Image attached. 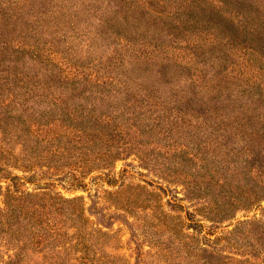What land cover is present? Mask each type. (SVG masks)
<instances>
[{
	"label": "trees",
	"instance_id": "obj_1",
	"mask_svg": "<svg viewBox=\"0 0 264 264\" xmlns=\"http://www.w3.org/2000/svg\"><path fill=\"white\" fill-rule=\"evenodd\" d=\"M83 1L0 0V180L10 179L5 186L0 183V231L15 225L13 230L27 238L23 243L7 239L17 247L7 264L26 257L21 254L27 243L39 251L41 264H107L97 248L109 215L92 219L82 196L66 197L49 187V181L85 188L86 175L105 170L97 177L112 180L109 169L115 161L136 150L144 133L155 130L159 122L161 135L168 141L173 138L164 143L167 150L175 146L180 154V160H167L173 169L162 177L180 181L185 197L176 194L175 199L188 198L194 205L186 212L188 224L178 215L176 234L192 250L193 264H264V86L230 78L225 85L218 82L213 95L201 89L198 77L187 78L190 89H177L180 81L162 75L170 84L165 98L137 107L136 99L127 96L131 85L125 78L119 83L79 75L84 65L58 48L61 41L85 33L78 21ZM88 1L93 4L81 11L108 7L98 20L111 27L100 30V36L111 41L117 23L125 32L116 35V30L113 36L129 40L132 31L127 27L146 10L155 12L137 0ZM175 1L167 11L161 8L166 14L161 19L208 25L224 32L226 40L244 38L241 47H257L264 54V0ZM174 12L178 14L169 17ZM161 63L163 68L177 64ZM10 168L24 175H11ZM23 181L39 189L21 188ZM161 189L164 194L168 190ZM160 202L161 218L169 217L162 197ZM130 203L145 209L149 204L147 197L139 196ZM119 207L133 212L125 203ZM255 208L259 215L232 221L238 211ZM162 221L161 227L167 228ZM226 221L230 222L223 224ZM188 227L200 236L187 233Z\"/></svg>",
	"mask_w": 264,
	"mask_h": 264
},
{
	"label": "rangeland",
	"instance_id": "obj_2",
	"mask_svg": "<svg viewBox=\"0 0 264 264\" xmlns=\"http://www.w3.org/2000/svg\"><path fill=\"white\" fill-rule=\"evenodd\" d=\"M162 3L166 4H163L165 7ZM176 3L175 0H137L136 4L144 8L145 6L153 8L155 12L146 10L145 16H141L139 21L127 27L129 31H132L128 34L129 40L116 38L118 33L125 32L124 26L117 23L112 32L114 39L111 41V37L100 36V30H109L111 27L108 28L98 20L101 16L100 12L108 11V7L81 11L83 7L93 4L91 1L84 0L82 4L78 3L82 8L79 10L78 21L85 26V33L61 41L58 48L63 49V53L69 55L72 61L84 65V68L80 67L84 73L79 75H99L104 80L113 82L116 80L119 83H122L125 78L131 85L127 96L136 99L137 107L145 103H154L156 100L161 101V97L165 98L163 94H166L165 89L170 84L162 75H172L175 81H180L176 86L177 89H190L188 85L190 81L187 78L190 75L195 79L198 77L201 89L210 90V94L213 95L218 91L212 88H217L218 82L225 85V80L230 78L241 81L243 84L259 82L264 86V60L262 59L264 54L261 50L257 47L254 49L241 47L245 41L244 38L226 40L224 32L217 31L208 25L191 21L181 23V20L175 17L177 12L169 15V17H175L172 22L168 20L169 18L161 19L162 15H166L161 14V8L167 11ZM116 30L114 37L113 33ZM52 56L59 59L60 55L53 52ZM163 60L177 64L163 68L165 66L161 63ZM74 67L73 65L71 68ZM204 79L206 81L202 83ZM135 109L137 111L139 108ZM158 125L155 130L144 133L141 142L138 139L136 150H131L124 158L115 161L113 167L109 169L114 177L112 180L107 181L106 176L97 177L108 171L105 170L86 175L85 188L70 189L64 187L62 184L64 182L61 180L49 181V187L60 191L66 197L82 196L87 214L92 219L99 220L103 213L109 215L104 218V222H109V226L102 227L107 232L99 236L102 245L97 248V254L104 255L102 260L107 264H193L192 250H187L179 241L180 238L177 239L179 235L176 234L180 230L178 215L188 224L190 221L186 212L193 210L194 205L188 198L175 199L176 194L178 197H185L183 196L184 186L180 181L171 180L174 178L169 176L162 177L169 168L170 171L173 169V165H168L167 160L172 162L180 160V154L175 146H170L167 150L164 143H169L173 138L169 141L165 139L161 135V122ZM157 130H160L158 134L160 138L154 135ZM10 169L11 175L13 173L24 175L23 171ZM1 179L2 186L10 182V179ZM41 181L43 182L41 186H45V179ZM161 187H167L165 194L161 191ZM21 188L39 189L31 181H23ZM117 190H121L119 196L116 195ZM138 196L147 197L149 204L146 209L130 203ZM161 197L162 209L171 214L169 217L161 218ZM2 200L3 196L0 194V205H3ZM166 201L170 204H165ZM123 203L133 207L131 210L133 212H126L120 208L119 205ZM141 208H143L142 211H140ZM259 211L258 208L248 212L238 211L232 221L259 215ZM122 214L124 216H120ZM124 217L131 222V225L125 222ZM161 219L169 224L167 228L163 224L161 227ZM228 222L230 221L223 224ZM13 229H16L15 225H11V229L4 227L0 231V264H7L6 261L13 258L17 249L13 245L14 242H7L9 237L15 243H23L27 239L24 234ZM185 230L189 234L195 233L200 236L192 227ZM202 243L205 245V240L202 239ZM24 249L21 255L26 257L18 262L14 259L12 264H41L38 257L39 251L34 249L32 244L27 243Z\"/></svg>",
	"mask_w": 264,
	"mask_h": 264
}]
</instances>
